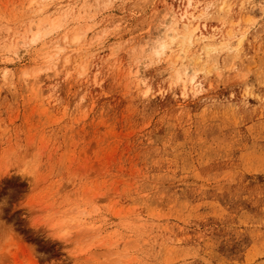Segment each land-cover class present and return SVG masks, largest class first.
<instances>
[{"label":"rangeland","instance_id":"374dc122","mask_svg":"<svg viewBox=\"0 0 264 264\" xmlns=\"http://www.w3.org/2000/svg\"><path fill=\"white\" fill-rule=\"evenodd\" d=\"M0 264H264V0H0Z\"/></svg>","mask_w":264,"mask_h":264},{"label":"bare ground","instance_id":"6f19581e","mask_svg":"<svg viewBox=\"0 0 264 264\" xmlns=\"http://www.w3.org/2000/svg\"><path fill=\"white\" fill-rule=\"evenodd\" d=\"M191 1H192V0H191ZM189 2H190V1H189ZM192 3H193V2H192ZM190 5H191V3H190ZM170 11H171V10H170ZM192 15H193V14H192ZM192 15H191V16H192ZM181 17H182V19L184 18V19L186 20V22L184 21V22H185L184 26L186 25V28H187V27L189 26V24H188L189 21L192 20L191 17L188 16L187 12H185V13L183 12V15H181ZM194 17H195V16H194ZM169 18H170V17H169ZM192 18H193V17H192ZM193 20H194V18H193ZM168 21H169V20H168ZM181 21H182V20H181ZM196 23H197V22H196ZM198 24H199V23H198ZM198 24H197V25H198ZM192 25H193V24H192ZM192 25H191V26H192ZM191 26H190V27H191ZM195 26H196V25H195ZM198 26H199V25H198ZM198 26H197V28H199ZM165 27H166V26H165ZM192 27L194 28V26H192ZM184 28H185V27H184ZM186 28H185V29H186ZM195 28H196V27H195ZM171 29H172V28H171ZM192 30H193V29H192ZM198 30H199V29H198ZM187 31H188V34H187L185 37H188V39H192L193 32L190 31V29H188V28H187ZM195 31H197V29H196ZM185 32H186V31H185ZM200 33H201V32H200ZM185 34H186V33H185ZM183 36H184V35H183ZM196 36H197V34H196ZM199 36H200V35H199ZM205 37H206V34H205ZM195 38H196V37H195ZM193 42H194V41H193ZM161 46H162V45H161ZM164 47H166V46L164 45V46H163V49H164ZM158 48H159V47H158ZM161 48H162V47H161ZM163 49H160V50H163ZM161 52H162V51H161ZM158 53H159V52H158ZM193 79L195 80V77H194ZM194 80H193V81H194Z\"/></svg>","mask_w":264,"mask_h":264}]
</instances>
